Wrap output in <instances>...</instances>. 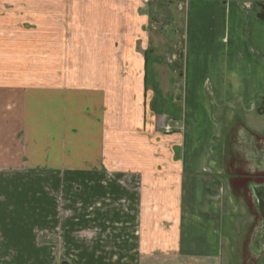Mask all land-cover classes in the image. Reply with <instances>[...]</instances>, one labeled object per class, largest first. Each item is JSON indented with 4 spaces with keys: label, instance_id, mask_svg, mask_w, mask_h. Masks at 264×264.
<instances>
[{
    "label": "rangeland",
    "instance_id": "374dc122",
    "mask_svg": "<svg viewBox=\"0 0 264 264\" xmlns=\"http://www.w3.org/2000/svg\"><path fill=\"white\" fill-rule=\"evenodd\" d=\"M114 1L0 0V147L10 124L19 140L27 88L91 86L106 97L99 169L0 175V237L27 235L22 252L0 245V264H179L177 238L191 223L240 237L251 230L250 210L216 172L215 154L225 167L228 155L241 164L231 137L247 126L230 111L212 116L203 94L213 64L193 48L211 38L194 32L195 11L185 0H125L126 9ZM14 146L0 155L16 163ZM194 148L202 158L190 171Z\"/></svg>",
    "mask_w": 264,
    "mask_h": 264
},
{
    "label": "crops",
    "instance_id": "0c3cea01",
    "mask_svg": "<svg viewBox=\"0 0 264 264\" xmlns=\"http://www.w3.org/2000/svg\"><path fill=\"white\" fill-rule=\"evenodd\" d=\"M124 2L117 0L112 5L126 9L129 4ZM185 4L188 11H195V19L201 23L194 32L205 40L211 38L196 41L193 48L202 64H213L210 91L201 92L210 97L213 118L220 120L221 114L230 111L243 117L247 126L239 122L243 126L237 127H245L246 134L240 129L231 137L236 149L240 145L237 155L241 164L230 161L232 158L228 155L225 167L223 161H219L223 154L216 152V172L223 171L222 174L227 175L228 191L242 198L254 221L248 234L241 237L219 232L218 227L215 231L207 228L199 232L193 223L185 226L177 238L178 261L179 264L181 261L186 264H264V216L257 205L258 193L264 192V0H185ZM130 41L133 44L135 40L131 37ZM181 54L183 57L182 50ZM19 105L16 120L19 140H13L10 124L6 129L10 137L0 147L1 153L3 147L15 144L13 148L19 147V161L15 163L16 157L1 154L0 175L12 168L27 172L99 169L105 146L106 97L102 89L30 87L21 93ZM185 158L182 163L193 171L202 156L199 149L194 148ZM204 190L209 191L208 187ZM189 204H182V208L190 207ZM4 222L9 230L11 221ZM12 234L9 238L18 240L17 243L0 237V245L7 247L6 251L22 252L26 249L27 235Z\"/></svg>",
    "mask_w": 264,
    "mask_h": 264
},
{
    "label": "flooded vegetation",
    "instance_id": "af4514ba",
    "mask_svg": "<svg viewBox=\"0 0 264 264\" xmlns=\"http://www.w3.org/2000/svg\"><path fill=\"white\" fill-rule=\"evenodd\" d=\"M245 146H247V145H245ZM258 195H259V201H258L257 205L261 211V216L263 217L264 216V192L261 191L260 193H258Z\"/></svg>",
    "mask_w": 264,
    "mask_h": 264
},
{
    "label": "trees",
    "instance_id": "16d2710c",
    "mask_svg": "<svg viewBox=\"0 0 264 264\" xmlns=\"http://www.w3.org/2000/svg\"><path fill=\"white\" fill-rule=\"evenodd\" d=\"M147 64L145 63V70H146ZM145 80V79H144Z\"/></svg>",
    "mask_w": 264,
    "mask_h": 264
},
{
    "label": "bare ground",
    "instance_id": "6f19581e",
    "mask_svg": "<svg viewBox=\"0 0 264 264\" xmlns=\"http://www.w3.org/2000/svg\"><path fill=\"white\" fill-rule=\"evenodd\" d=\"M262 145V144H261ZM238 180V179H237ZM253 216V215H252Z\"/></svg>",
    "mask_w": 264,
    "mask_h": 264
}]
</instances>
